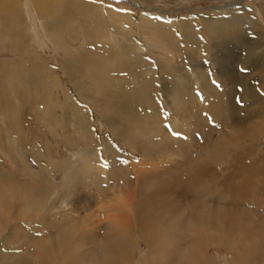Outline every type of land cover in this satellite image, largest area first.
Segmentation results:
<instances>
[{"label":"rangeland","instance_id":"1","mask_svg":"<svg viewBox=\"0 0 264 264\" xmlns=\"http://www.w3.org/2000/svg\"><path fill=\"white\" fill-rule=\"evenodd\" d=\"M23 1L16 0L17 12L15 14L0 15V33L11 23L15 24V27L12 28V37L0 34V86L4 85V79L13 69L18 68L25 71L28 67L26 66L28 56L31 53H36L47 60V64H50L51 68L59 70L60 74H54L63 76L64 82L74 91L71 98L63 102L64 111L62 106L59 111L58 121L61 123L60 132L63 131V136L56 135V133H60L58 131L51 132V129L46 125L44 117L47 113L44 109V101L47 100L46 93H39V87L45 83H41L39 78L33 77L32 79L37 90L35 87L28 88L23 94L27 103L24 104L19 115L21 122V126L18 127L19 131L12 127V116L7 117L5 114L4 109L8 104L0 99L3 102V105L0 106V264H41L43 261L41 250L45 241L52 240L51 248L54 250L58 245L53 240L60 239L65 235L68 236L69 247L73 237L80 234L82 224V220H75L78 225L77 229L73 231L71 225L75 223H72L71 220L74 217L84 218L85 224L93 221L101 227L104 235L108 234L110 229H105L102 226V219L108 212L95 219L90 217L102 213L104 206L116 207L115 199L120 197L123 189L126 188L125 181L129 176V179H134V173H146L150 170L149 168L161 164L157 160L151 161L146 158V152L141 149L142 146L145 148L144 145H147L151 138L158 136L160 143H174L175 146L184 140L193 153L200 146L192 144H201L202 140L209 142L211 137L214 136L216 139L220 136L218 130L215 129H213V133H215L213 136H211L212 133L208 134L206 131L209 129H205L206 125H213L216 120L221 123L228 114L232 113H234V120L237 123L240 122L239 124L251 115L256 119L264 116V59L261 60L260 56L255 55L259 52L258 50H255L254 53L251 50L257 46L258 42L255 29L246 25L247 28L244 27V37H240V43L237 41L239 35L237 36L230 29V31L227 29L225 33H222L220 38L216 36L217 39L214 40H210L206 32L201 33L196 30V33L192 35L194 32L193 23L202 21V19L204 21L207 16L204 12L217 10L218 6L222 7L224 4L238 3L240 0H64V7H67L65 12L59 13L56 17L59 22L57 26H53V20H50V23L47 22L49 24L46 23V26L50 31H58V34L64 39L66 37L65 41L69 46H72V49L57 47L47 38H44L45 43L42 45L31 41L30 35L25 32L26 27L24 28L28 15L24 9ZM254 1L255 5L260 7L264 0ZM108 4H112L116 8L128 7L132 10V14L137 16L141 15L142 10H146V7L164 9L166 13L162 12L161 14H169L178 18L191 16V18L188 17L180 21L182 26L185 21H189L192 26H189L190 31L187 30L190 38L188 44L183 41L184 34L179 32L180 30L174 24L169 23L171 26L173 25L174 29H172L166 23L171 30L168 29L165 35L171 37L165 41L167 46L169 45L168 47L176 49V51L179 50V56L175 54V51L171 52L175 56L174 61H185L190 68H187L189 72L184 74L181 70L173 71L170 68L166 72L159 71L156 76L153 74L145 77L138 66L132 65L124 72H110L109 75L114 79L109 83V78L101 77V73L95 71V66L88 64L81 66L83 59L76 63L77 67L74 71L67 69V58L75 56L77 52L82 55L84 49L92 52L97 50L91 45H86L83 36V33L87 32L92 34L91 26L94 21L102 23L98 32H103L107 36L108 42L106 43L111 49L106 50L116 57H122L120 44L127 43L128 46H124V51L132 52L133 49H129V47L134 42L145 45L147 54L156 64L165 60L162 59L160 53L170 51L162 49L164 45L160 48L153 47L147 38L141 36V31L145 26L140 22L137 23L134 34L131 35L128 30L119 25L120 29H118L113 25L112 21L106 17L107 12H105V16L104 11H101L102 17L100 18L90 14L97 6L104 9ZM69 7L72 8V11L68 9ZM225 9L228 8L223 7V10ZM202 13L203 15L199 17V14ZM34 16L38 18V14ZM62 20L63 22H61ZM195 20L197 21L195 22ZM203 21L202 23L205 24ZM17 23L21 24L24 33L23 43L31 45V47L28 45L29 49H23L22 43L15 36V32L20 30V25ZM262 23L264 24V14H262ZM81 27L86 32L82 33L78 30ZM231 32L233 33L230 34ZM41 34L43 35L42 31ZM195 35L198 40L196 47L201 49L204 69L189 64V59L186 57L189 54L186 55L180 51L185 49L186 44L191 45V48L194 44L196 45L195 37H193ZM211 43H215L214 47L217 48L213 47L214 51H217L219 61L222 58V63H216L212 58L206 57L207 45H211ZM103 56L107 67L109 66L107 55L103 53ZM29 61L31 62L30 59ZM12 63L14 64L12 65ZM219 65H222L221 68L225 75L221 74L222 69H217ZM87 69L90 70L88 74ZM69 73H75L72 80L68 77ZM116 74H121V76L115 78ZM221 76L224 80L220 79ZM50 77L48 81L51 79ZM182 77L186 78L185 81L189 80L188 85L194 81L198 89L197 93L201 95L200 99H204L205 103H208V110H197L196 112L209 120V122H203L198 130L194 126L195 114H191L184 105L182 107L173 105L171 96L174 94L169 90L165 91V83L169 84V89H177L180 84H175V82H185ZM16 78L18 79L19 76ZM19 84L14 80L15 87ZM22 86L25 87V85ZM210 88L215 89L212 91ZM114 90L119 94H114ZM215 96H219L218 108ZM119 99L124 105L131 103L132 106H135L138 102L150 105L154 111L161 110L166 118L160 117V121L152 128L143 126L147 120L136 119L134 121L136 124L131 123V132H128L129 126L126 124L128 117H126L123 121V124L126 125L122 130H125V136H128V139L127 137L122 139L120 125H114L110 121L121 116ZM227 100L230 105L227 104ZM216 112L217 117H215ZM255 113H258L259 116ZM54 114L58 116L56 112ZM176 122H178L177 126ZM219 127L221 128V125ZM15 131L19 134H16ZM190 134L192 137L189 136ZM175 139L180 140H176L177 143ZM263 140L261 141L259 134H256L255 144L257 146H251L253 152L260 151L264 155ZM134 144H138V146L133 147ZM111 145H114L116 154L110 149ZM221 146L230 151L233 150V146L228 143ZM96 149L103 152V159L109 165L110 175H107V171L103 172L102 169L97 168V154H93L87 159L91 163L90 169L85 174L80 173V177L86 183L85 193L89 194L83 205L89 206V209L88 211L84 208H82L84 210H76L75 198L79 193L78 189L82 188V183L78 184V188L74 187L70 192H67L62 184L63 173L72 164L78 170L81 156L88 150L95 151ZM153 150L157 152L159 149ZM188 154L190 155V152ZM179 158L183 159L182 156ZM224 158L227 159V156ZM258 174L261 175V172ZM97 194H102L99 197L101 201L93 198ZM197 218L203 220V218ZM251 232L254 235L257 231L254 228ZM47 238L49 239L46 240ZM140 246L144 252L145 246L143 244ZM210 248H212L210 255L215 264H226L231 261V253L225 247L214 245ZM92 258L95 259V257ZM59 260H62V257H59Z\"/></svg>","mask_w":264,"mask_h":264},{"label":"bare ground","instance_id":"2","mask_svg":"<svg viewBox=\"0 0 264 264\" xmlns=\"http://www.w3.org/2000/svg\"><path fill=\"white\" fill-rule=\"evenodd\" d=\"M253 1L240 0L238 3L224 4L222 7L218 6L217 10L204 12L207 15L204 21L202 19L205 24L195 20L198 23H193L194 32L192 35L196 33V30L201 33L206 32L210 40H214L217 39L216 36L220 38L222 33L230 29L237 36L239 35L238 40L235 37L239 42L244 37V27L248 25L255 29L254 32L258 36L257 46L251 50L253 53L258 50L259 52L255 55L260 56L263 60L264 24L262 23V14H264V1L260 7ZM23 3L28 15L24 28L26 27L25 32L30 35L31 41L42 45L45 43L44 38H47L57 47L72 49V46L66 43V37L64 39L58 34V31H50L46 26L50 20H53V26H57L59 22L56 17L59 13L65 12L67 7H64V0H24ZM15 4L16 0H0V15L15 14L17 12ZM105 7L100 9L97 6L90 14L100 18L102 17L101 11L107 12V16L106 13L105 16L112 21L113 25L117 27L119 25L128 30L131 35L134 34L135 27L140 22L145 26L141 31V36L147 38L153 47L160 48L164 45L162 49L170 52H161L162 59L165 60L156 64L147 54L145 45L133 42L129 49H133L132 52L135 53L124 51V46H128L127 43L120 44L122 57L118 58L106 50L111 49L106 43L108 38L103 32H98L102 23L94 21L91 26L92 30L90 28L92 34L91 32L83 33L86 30H83L82 27L78 30L83 33L85 44L91 45L97 50L92 52L84 49L82 55L77 52L75 56L67 58V69L74 71L77 67L76 63L83 59L81 66L85 64L95 66V71L101 73V77L109 78V83L114 79L109 75L110 72H124L132 65L138 66L145 77L153 74L156 76L159 71L166 72L170 68L173 71L181 70L184 74L189 72L187 70L189 66L185 61H174L175 56L171 52L175 51V54L179 56V50L176 51V49L168 47L169 45L167 46L165 41L171 37L165 35L168 29L171 30L170 27L174 29L173 25L171 26L174 24L180 30L179 32L184 34L183 41L188 44L190 38L187 30L190 22L185 21L182 26L180 21L188 17L191 18V16L178 18L169 14H161L166 11L155 7H146V10L151 9L152 11L142 10V14L137 16L132 14V10L128 7L116 8L112 4ZM223 7L228 9L223 10ZM68 9L72 11V8ZM35 14H38V18L34 16ZM200 15L202 16L203 13L199 14V17ZM166 23H171L170 27ZM17 24L20 25V30L15 32V36L22 43L23 49H29V44L22 41L24 33L21 24ZM14 27L15 24L12 23L5 27L0 33L1 36L7 34L8 37H12V28ZM118 29L120 28L118 27ZM193 37H195L196 45L194 44L191 48V45L186 44L185 49L180 51L186 55L189 54L186 56L189 59V64L204 69L201 49L196 47L197 35ZM29 46L31 47V45ZM214 46L215 43L207 45L206 57L212 58L216 63H222V58H219L220 61L217 58V51H214V48L217 47ZM103 53L107 55L109 66L115 64L114 66H105ZM27 60L26 66L28 67L25 71L22 69L20 71L18 68L13 69L4 79V85L0 86V99L8 104L4 109L5 114L7 117L12 116V127L19 131L18 127L21 126L19 115L24 104L27 103L23 94L28 88H36L32 79L37 77L41 83H45L39 87V93H46L47 100L44 101V109L47 112L44 116L46 125L51 129V132H60L59 111L61 106L62 109L64 107L63 102L71 98L74 89L64 82L63 76H56L55 74H60L59 70L51 68L50 64H47L48 61L40 55L31 53ZM221 66H217V69H222L221 74L225 75ZM88 72L90 70L87 69V74ZM69 74L68 77L72 80L75 73ZM16 76L19 78L17 79ZM120 76L121 74H116L115 78ZM49 77L51 79L48 81ZM220 79L224 80L223 77ZM14 80L20 83L17 87L14 85ZM182 80L185 81L186 78L182 77ZM208 80L211 79L208 77ZM23 81L24 84H22ZM188 83L189 80L183 83L175 82V84H180L177 89H169V84L165 83V91L169 90L174 94L171 96L173 105L181 107L184 105L191 114H195L194 126L198 130L203 122H209V120L196 112L197 110H206L208 103L206 104L204 99H200L201 95L197 93L195 82L193 81L189 85ZM153 87L155 86L153 85ZM214 89L211 90L214 91ZM114 94L119 93L114 90ZM215 97L218 108L219 96ZM1 100L0 106L3 105ZM118 103L121 116L110 121L114 125H120L122 139L123 137L128 139V136H125V130H122L123 127L127 124L129 126L127 131L131 132L130 125L131 123L136 124L134 122L136 119L147 120L145 125L141 123L144 127L152 128L160 121V117L166 118L161 110L154 111L150 105H143L139 102L135 106H132L131 103L124 105L121 99L118 100ZM55 112L58 116L54 114ZM255 114L258 115V113ZM217 116L216 112L215 117ZM233 116L234 113L228 114L223 122L220 123L216 120L215 124L206 125L205 129H209L206 131L208 134L212 133L211 136H213L215 134L213 129H215L218 130L220 136L216 139L214 136L211 137L209 142L202 140V145L200 143L192 144L200 146L193 153L184 140L178 143L176 140L180 139H175L178 143L175 146L174 143H160L158 136L151 138L149 143L144 145L145 148L142 146L141 149L146 152V158L151 161L157 160L161 164L149 168L150 170L146 173L133 172L134 179H129L130 176L126 179V188L123 189L121 196L115 199L116 207L104 206L102 213L90 217L95 219L108 212L103 219L100 217V220H103L102 226L105 229H110L108 234L104 235L101 227L97 226L95 222L85 224L84 218L74 217L71 220L72 223H75L71 225L73 231L77 229L78 225L75 220H82L80 234L73 237L69 247L68 236L54 239L53 241H56L58 245L54 250L51 248L52 240L47 238L48 241H45L41 250L43 258L41 264H215L210 255L212 249L210 247L214 245L225 247L231 253V261L226 264H264V155L260 151L253 152L251 149V146L256 145V134H259L261 141L264 139V116H260L261 118L258 119L252 115L248 116L247 120H242L241 124L237 123ZM126 117L128 120L126 124H123ZM177 125L178 122H176ZM15 133L19 134L16 131ZM56 135L63 136V131ZM189 136L192 137L191 134ZM224 143L232 145L233 150L230 151L221 146ZM149 145L152 146L149 147ZM132 146L137 147L138 144ZM205 146L207 148L204 149ZM110 149L114 154L117 153L114 145H111ZM153 149L159 150L155 152ZM93 154L98 156L97 168L102 169L103 172L107 171V175H110L109 165L105 163L103 152L100 149L86 151L80 158L78 170L72 164L63 173L62 184L67 192H70L74 187L78 188V184L82 183V188L78 189L79 193L75 198V203L79 206L76 205V210L85 209L88 211L89 209V206L83 205L89 194L85 193L86 183L80 177V173L85 174L89 171L91 163L87 159ZM194 155L196 156L194 157ZM181 156L183 159L179 158ZM223 156H227V159ZM258 157L260 158L258 159ZM133 170L135 169L133 168ZM259 172L261 175L258 174ZM100 196L102 194H97L93 198L101 201ZM113 210L116 211L111 212ZM197 217L203 218V220L201 221ZM254 228L257 232L253 235L251 231ZM140 244L145 246L144 252H142ZM59 257H62V260H59Z\"/></svg>","mask_w":264,"mask_h":264}]
</instances>
